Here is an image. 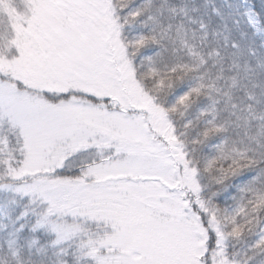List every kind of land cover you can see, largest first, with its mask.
<instances>
[{
    "label": "snow or ice",
    "instance_id": "1",
    "mask_svg": "<svg viewBox=\"0 0 264 264\" xmlns=\"http://www.w3.org/2000/svg\"><path fill=\"white\" fill-rule=\"evenodd\" d=\"M0 264H264V0H0Z\"/></svg>",
    "mask_w": 264,
    "mask_h": 264
}]
</instances>
